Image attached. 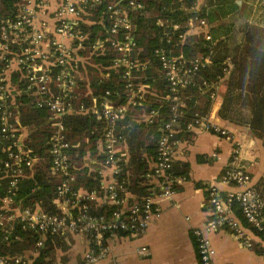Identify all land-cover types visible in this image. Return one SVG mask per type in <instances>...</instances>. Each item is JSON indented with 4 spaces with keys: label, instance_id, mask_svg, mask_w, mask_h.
<instances>
[{
    "label": "built area",
    "instance_id": "obj_1",
    "mask_svg": "<svg viewBox=\"0 0 264 264\" xmlns=\"http://www.w3.org/2000/svg\"><path fill=\"white\" fill-rule=\"evenodd\" d=\"M104 1L107 2L24 0L13 16L1 21L0 132L8 141L5 148L8 156L0 162V187L6 182L4 194L0 195V230L4 232V239L8 240L18 222L24 229L39 232L40 237L26 255L0 257V264H34L50 234L63 237L68 234L85 235L89 248L79 264H96L109 254L108 239L123 231L134 235L146 230L150 221L161 213L158 199L172 198L178 184L185 178L174 172L178 143L176 134L182 129L178 110L180 106L186 105L180 93L183 88L195 83L198 71L212 63L214 51L210 49L187 59L184 54L171 56L163 49H156L160 75L169 84L167 99L172 101L173 113L161 123L157 155L149 163L147 173L149 182L156 181L153 188H159V191L153 190L139 200L126 190L123 180L118 178L123 162L129 155L119 121L124 119L129 109L143 103L145 94L153 91L150 83L138 81L141 77L134 73V69L141 65L132 54L137 42L131 33L133 22L130 12L143 8V4L138 0H129L124 6L118 2L107 3L111 19L108 28L110 36L99 37L89 43V33L80 27V22H93L89 18L94 14L91 7L104 4ZM98 20L103 22L104 16ZM199 21L201 32L207 40L212 41L210 22L205 18ZM179 26L175 25V28ZM180 37L184 39V33ZM109 49L116 54L115 66H125L124 101L110 98V91H106L103 97L94 95L89 84L85 91L89 100H82L78 80L87 79L88 74L81 71L80 67L93 63L92 54H104ZM98 67L104 68L101 63ZM27 94L33 98L34 107L46 109L48 113L45 123L50 130V170L58 179L53 197L58 210L56 212L46 211L38 203L35 206H23L16 200L20 178L44 158L26 142L31 129L22 122L21 110L25 105L22 98ZM90 113L95 115L101 125V136L98 139V154L88 152L84 162L90 170L99 173L100 191L74 188L78 166L71 150L80 147L81 141L71 142L65 123L69 115ZM157 114V110H151L141 113L139 119L151 123ZM197 126L213 129L230 138L229 131L211 122L208 114L200 117L196 123L187 124L186 129L192 130ZM86 142L90 141L86 139ZM240 150L241 146L236 147L232 162L220 176L222 182L235 184L239 188L227 193L221 192L216 185L208 188L212 217L204 229L195 230L201 264H214L215 249L209 234L222 228L231 231L243 246L249 248L255 244L252 235L256 236L264 255V198L253 184L249 171L241 165ZM106 171L111 172L109 180L106 179ZM91 202L116 205L117 209L110 217L106 214L94 215L90 211ZM236 206L243 218L237 215ZM49 264L59 263L53 260Z\"/></svg>",
    "mask_w": 264,
    "mask_h": 264
},
{
    "label": "trees",
    "instance_id": "obj_2",
    "mask_svg": "<svg viewBox=\"0 0 264 264\" xmlns=\"http://www.w3.org/2000/svg\"><path fill=\"white\" fill-rule=\"evenodd\" d=\"M22 1L24 0H0V36L2 19L13 16ZM128 1L107 0L104 4H94L91 7L94 14L89 18L93 22H80V27L89 33V43L99 37L110 36L108 28L111 19L107 3L118 2L124 6ZM138 1L142 2L143 8L130 12V19L133 22L131 33L137 42L132 54L134 58H138L141 65L134 69V73L141 77L138 81L150 83L153 91L145 94L143 103L129 109L124 119L119 121V129L126 137L129 155L123 162V169L118 178L120 181L123 180L128 192L141 200L153 190L159 191V188H153L154 185L149 182L147 173L149 163L157 155L161 123L167 121L173 113L172 101L167 99L169 84L163 75H160L161 67L156 49H163L171 56L184 54L187 59L206 53L210 49L214 51L212 63L198 71L195 83L183 88L180 93L181 97L185 98L186 105L180 106L178 110L182 129L176 134L177 138L192 137V130L186 129L187 124L196 123L200 117L208 114L213 99L212 94L215 93L217 84L226 78L228 86L221 115L228 118L234 111L235 104H245L251 112L246 123L251 133L264 144V28L254 23L245 24L244 39L231 47L226 39L233 35H229L230 28L225 24L224 19L240 8L238 0ZM101 16H104V21L98 22ZM202 18L207 19L211 24L212 41L207 40L202 32L197 34L188 31L191 20L199 24V19ZM175 25L180 26L175 28ZM183 33L184 39H181L180 35ZM115 58V52L109 49L104 54H92L93 63L80 67L81 71L88 74L87 79L78 80V91L82 100H89V97L85 96L89 84L94 95L103 97L106 91H110V98L124 101L125 66H115ZM100 63L104 68L98 67ZM22 101L25 103L21 110L22 122L31 129L26 142L44 158L31 170L28 169L27 175L20 178L16 200L23 206H35L38 203L44 210L56 212L58 210L53 203V197L58 179L50 170L48 156L50 130L45 123L48 113L46 109L34 107L33 98L28 94L22 98ZM151 110L158 111L154 122L149 123L139 119L141 113ZM65 123L68 127L67 136L71 142L81 141L80 147L71 150L78 166L74 188L83 187L88 191H100V175L85 165L84 156L88 152L92 155L98 154L101 125L91 113L69 115L65 118ZM86 139L90 142L87 143ZM7 143L0 132V162L7 159L8 152L5 150ZM174 172L176 175H184L187 173V165L175 161ZM5 185L6 182H3L0 195L4 194ZM256 188L263 196L261 183L256 184ZM116 209V205H97L95 202H91L90 207L92 214H106L108 217ZM236 213L243 218L237 206ZM125 233L120 232V234ZM39 237V232L34 229H24L18 222L11 230L8 240L4 239V232L0 230V257L14 258L18 255H26L35 247ZM62 238L63 236L48 235L34 264H49L53 261V252L56 246L62 244Z\"/></svg>",
    "mask_w": 264,
    "mask_h": 264
},
{
    "label": "crops",
    "instance_id": "obj_3",
    "mask_svg": "<svg viewBox=\"0 0 264 264\" xmlns=\"http://www.w3.org/2000/svg\"><path fill=\"white\" fill-rule=\"evenodd\" d=\"M257 1L238 0L240 8L224 19L230 28L229 35H233L226 39L229 46L244 39L245 24L254 23L264 28V0L260 17L251 18ZM227 86L226 78L217 84L208 118L215 125L226 128L230 138L199 126L192 129V137H178L175 161L187 165V173L182 175L185 178L178 184L176 193L170 199H158L161 213L150 221L146 230L108 239L109 254L96 264H201L195 230L204 229L212 217L209 186L216 185L223 193L239 188L220 180L233 160L236 147L241 146L239 161L249 171L253 184L261 183L264 197V144L251 133L246 123L251 112L245 104H235L228 118L221 115ZM110 178L111 172L106 171V179ZM151 183L155 185L156 181ZM209 238L215 249L214 264H264L263 247L256 236L252 235L255 243L252 248L243 246L225 228L211 232ZM62 240L53 252V260L59 264H79L89 248L86 236L68 234Z\"/></svg>",
    "mask_w": 264,
    "mask_h": 264
},
{
    "label": "rangeland",
    "instance_id": "obj_4",
    "mask_svg": "<svg viewBox=\"0 0 264 264\" xmlns=\"http://www.w3.org/2000/svg\"><path fill=\"white\" fill-rule=\"evenodd\" d=\"M204 0H200V2H203ZM263 1L262 0H259L257 1L256 3V8L252 11L251 13V18H255V19H258L261 15V11L263 9V5H262ZM262 8V9H261ZM188 31L189 33H197V34H200L201 33V29H200V24H196L194 20H191L190 23H189V28H188ZM89 154V153H88ZM86 154L84 156V161L85 159H87V155ZM86 157V158H85Z\"/></svg>",
    "mask_w": 264,
    "mask_h": 264
}]
</instances>
